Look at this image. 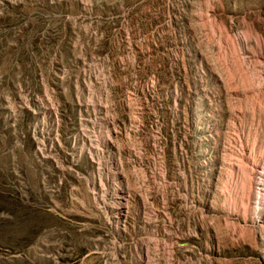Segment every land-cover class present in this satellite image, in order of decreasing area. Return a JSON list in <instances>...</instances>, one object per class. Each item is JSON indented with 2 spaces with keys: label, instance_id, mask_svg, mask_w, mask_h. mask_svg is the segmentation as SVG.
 Returning <instances> with one entry per match:
<instances>
[{
  "label": "rangeland",
  "instance_id": "rangeland-1",
  "mask_svg": "<svg viewBox=\"0 0 264 264\" xmlns=\"http://www.w3.org/2000/svg\"><path fill=\"white\" fill-rule=\"evenodd\" d=\"M0 264H264V0H0Z\"/></svg>",
  "mask_w": 264,
  "mask_h": 264
},
{
  "label": "bare ground",
  "instance_id": "bare-ground-1",
  "mask_svg": "<svg viewBox=\"0 0 264 264\" xmlns=\"http://www.w3.org/2000/svg\"><path fill=\"white\" fill-rule=\"evenodd\" d=\"M261 183V182H260ZM257 199V198H256ZM259 204V203H258Z\"/></svg>",
  "mask_w": 264,
  "mask_h": 264
}]
</instances>
